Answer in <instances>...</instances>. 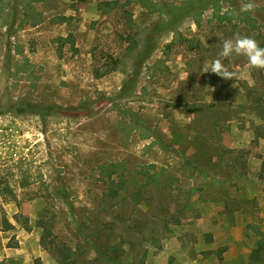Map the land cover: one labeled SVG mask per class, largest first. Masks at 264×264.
<instances>
[{
  "label": "rangeland",
  "instance_id": "obj_1",
  "mask_svg": "<svg viewBox=\"0 0 264 264\" xmlns=\"http://www.w3.org/2000/svg\"><path fill=\"white\" fill-rule=\"evenodd\" d=\"M247 2L0 0V264H264V70L201 71Z\"/></svg>",
  "mask_w": 264,
  "mask_h": 264
},
{
  "label": "clouds",
  "instance_id": "obj_2",
  "mask_svg": "<svg viewBox=\"0 0 264 264\" xmlns=\"http://www.w3.org/2000/svg\"><path fill=\"white\" fill-rule=\"evenodd\" d=\"M258 5L254 0H249L247 3H243L240 6V12H253ZM227 11V9H225ZM222 39V50L219 53L218 58L213 59L210 63L205 64L202 68V72H212L217 76L224 79H233L234 72L229 71L222 58H228L233 54L237 56H245L249 69L264 70V47H260L258 42L253 36L241 35L239 33L234 34L232 38ZM187 76L185 77L186 80Z\"/></svg>",
  "mask_w": 264,
  "mask_h": 264
},
{
  "label": "trees",
  "instance_id": "obj_3",
  "mask_svg": "<svg viewBox=\"0 0 264 264\" xmlns=\"http://www.w3.org/2000/svg\"><path fill=\"white\" fill-rule=\"evenodd\" d=\"M118 62H119V59H118V58H114V59L112 60V63H111V64H108V65H109V68H108L107 70H105L104 73H107V72H109V71L114 70ZM94 75H95L96 77H99V76H101L102 74L99 73V70H98V69H95V70H94ZM119 165H120V164H116V163H114V164L111 165L113 169L110 171L111 174L108 175V177H109V179H110V180H109L108 193H109V192H110V193H111V192H115V190H114V184H115V182H116L115 185H117L118 183L121 182V178H122L123 174H122L121 171L118 172V171H117L118 169L115 168V166H119ZM262 166L264 167V162H263ZM113 174H117V176H118L117 181H115L114 179L111 178V176H112ZM144 175H145V174H144ZM15 219H16V222H18V223H19L21 226H23L25 229H27V230L29 229V226H28V219H27V218L22 217V216H20V215H16V216H15ZM8 225H10V224L7 223V226L4 227V229H9V226H8ZM44 239H45V234H43V243H44ZM44 245H45V244H44ZM263 246H264V244H261V243L258 245L257 250L254 251V254L252 255V259H253V260H256V259H258V258L260 257L259 253H260V251H261V248H263ZM219 258L221 259V255H219ZM62 263H64V264H73V260H71V259H64V260L62 261Z\"/></svg>",
  "mask_w": 264,
  "mask_h": 264
},
{
  "label": "crops",
  "instance_id": "obj_4",
  "mask_svg": "<svg viewBox=\"0 0 264 264\" xmlns=\"http://www.w3.org/2000/svg\"><path fill=\"white\" fill-rule=\"evenodd\" d=\"M64 20H68V19H64ZM256 118H258V117H256ZM256 118H254V122L257 121ZM261 119L264 120V118H261ZM254 130L255 129L253 128V126H252V128H248V126H247L246 129L244 130L246 133L250 134V141L253 140L255 137ZM262 130L264 131V127ZM241 147H243V146H241ZM252 151H253V154L250 155V158H252V160H257L258 161L257 163H260V161H264V138H261V137L258 138L257 144L252 148ZM257 153H258V155H257ZM259 155H261V157H259ZM257 197H258V199L260 198L259 196H257ZM261 198H264V196H262ZM263 205H264V203H263Z\"/></svg>",
  "mask_w": 264,
  "mask_h": 264
}]
</instances>
